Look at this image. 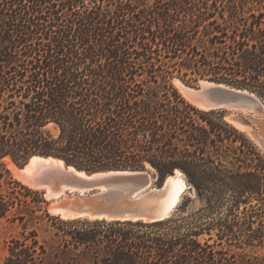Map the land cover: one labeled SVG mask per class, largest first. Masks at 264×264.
<instances>
[{"label":"trees","instance_id":"16d2710c","mask_svg":"<svg viewBox=\"0 0 264 264\" xmlns=\"http://www.w3.org/2000/svg\"><path fill=\"white\" fill-rule=\"evenodd\" d=\"M178 7L0 0V219L57 218L5 161L35 154L88 172L144 169L157 184L180 169L201 203L157 222L60 219L68 227L52 259L25 229L7 242L4 264H261L220 245L264 246V155L225 109L197 107L173 78L196 73L264 100V10L250 9L232 32L215 25L201 44L199 25H175Z\"/></svg>","mask_w":264,"mask_h":264},{"label":"water","instance_id":"95a60500","mask_svg":"<svg viewBox=\"0 0 264 264\" xmlns=\"http://www.w3.org/2000/svg\"><path fill=\"white\" fill-rule=\"evenodd\" d=\"M180 91L188 101L201 109H241L258 112L251 105H245L243 102L245 99H251L264 112V102L255 92L225 82L205 79L196 87L182 83ZM258 113L264 115L262 112ZM235 121L240 120H234V124ZM259 142L264 149V136ZM34 156L62 159L54 155L35 154L32 157ZM48 164L46 169L35 174L31 180L35 186H38L37 188L46 192L50 187L53 191L64 190L66 195L71 194L72 197L68 196L63 202L53 204L52 209L59 206L66 208L69 212L78 215L74 218L163 221L173 218L180 211L179 203L183 194L180 195L178 202L170 203L171 185L174 179L178 176L184 179L186 184L184 192L192 189L185 173L180 169L167 175L161 184H154L150 174L144 169L88 172L66 162L64 165H57L52 161Z\"/></svg>","mask_w":264,"mask_h":264},{"label":"rangeland","instance_id":"374dc122","mask_svg":"<svg viewBox=\"0 0 264 264\" xmlns=\"http://www.w3.org/2000/svg\"><path fill=\"white\" fill-rule=\"evenodd\" d=\"M173 1L174 0H164V2H173ZM180 1L181 4L184 5V7H178L177 9L178 11L175 13L177 15L178 20L176 21L175 25L177 27L186 25L189 28H194L196 24L199 25V33L196 41L201 44H204L208 41L211 32L214 31L215 29V25L220 24L221 26H226L227 29L230 32H232V30L236 26H239L242 23L240 20L243 17L250 18L249 17L250 9H252L253 12L255 13H258L259 10H264V8L262 7L264 0H186L187 2H185V0L184 1L180 0ZM147 2L152 4L155 2V0H147ZM243 8L245 9V12ZM209 13H212L213 16L212 17L209 16ZM213 20H216L217 23L211 24ZM205 79H210V78L200 76L199 74L196 73H189L186 76L180 73V71H175L173 83L180 90L177 81H181V83L188 86L196 87L199 86L201 80H205ZM225 111H226V118L230 121L232 120L231 121L232 123L234 122V120H240L241 122H243V124L245 125L244 127L245 129L238 127L237 125L236 126L253 140V142L258 146V148L262 151L264 155V149L259 142V139L262 136H264V115L255 111H246L241 109H225ZM8 158H10L18 168H24L30 159L20 165L16 163L11 157L5 158L6 164L12 176L22 181L21 179H19V177L10 167ZM148 167L149 168L151 167L150 164H148ZM148 173L151 176L152 182L154 184H157L156 177L153 175V172L148 171ZM32 188L43 191L47 201L46 206L48 212L52 216H55L57 218L49 219V217L44 216L40 222H36L35 220L29 218H27L25 222H20L18 219L17 220H11L7 218L0 219V264H4L5 258L8 254L7 242L11 239L12 236L20 235V233L25 229L29 231L32 229H36V231L38 232L39 239L41 240V242L46 244L50 259H52L53 257H55V253L60 250L61 248L60 244L62 242L61 236L56 235V233L60 231L59 227L60 228L68 227L64 225L61 222V220L76 219V218H63L61 215L55 213L54 210L52 209V205L55 203L63 202L64 197L60 196L61 197L60 198V197L52 196L50 198H47L45 194L46 190L35 187ZM68 196L72 197L71 194H69ZM185 203L188 204L186 210L183 209V205ZM200 204H201L200 201L196 198L195 189L194 188H192L191 190L188 189L182 195V199L179 203L180 211L177 213V215L179 213L191 212L194 209H197L200 206ZM39 214L42 213L39 212ZM82 219H88V218H82ZM60 233L62 232L60 231ZM204 237L208 238L209 236L206 234ZM210 242L218 243L216 236L213 239H211ZM220 246L230 248L231 250L239 254L246 252L251 255L259 256L260 258L263 259L261 264H264V246H259L256 248L248 247L245 250H242L241 248L237 247L235 244H229L227 241H223Z\"/></svg>","mask_w":264,"mask_h":264},{"label":"bare ground","instance_id":"6f19581e","mask_svg":"<svg viewBox=\"0 0 264 264\" xmlns=\"http://www.w3.org/2000/svg\"><path fill=\"white\" fill-rule=\"evenodd\" d=\"M204 81V80H201ZM177 84L179 85L180 88H182V83L181 81H177ZM244 104H248L251 105L252 108H254L256 111L258 112H263V110L260 109V107L258 106V104L251 100V99H245ZM232 121V120H231ZM235 124L238 127L244 128L245 125L240 122V121H235ZM245 129V128H244ZM9 159V165L12 168V170L15 172V174L19 177V179H21L24 183H26L29 186L35 187L37 188L38 186H35V184L32 182V178L35 174H38L40 172H42L44 169H46V167L49 166V162H53L57 165L59 164H65L64 160L62 159H58V158H46L43 156H34L31 158L30 162L23 168L20 169L18 168L15 163L10 159ZM186 188V184L184 179L181 176H178L174 179V181L172 182L171 185V194H170V200H171V204H175L176 202L179 201L180 199V195L184 194V190ZM61 193H63L62 195H60ZM64 197V198H68V195H66L63 192H58V191H53L50 187L47 188V192H46V197L50 198V197ZM61 198V197H60ZM58 200V199H57ZM53 210L55 213H59L63 218H74L77 217V214L71 213L69 212L66 208H63L61 206L59 207H53ZM94 218V217H92Z\"/></svg>","mask_w":264,"mask_h":264}]
</instances>
